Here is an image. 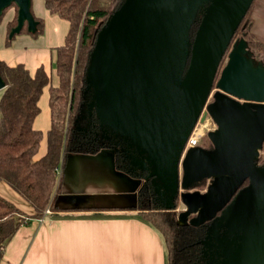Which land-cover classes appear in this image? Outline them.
Returning <instances> with one entry per match:
<instances>
[{
    "label": "water",
    "instance_id": "water-1",
    "mask_svg": "<svg viewBox=\"0 0 264 264\" xmlns=\"http://www.w3.org/2000/svg\"><path fill=\"white\" fill-rule=\"evenodd\" d=\"M253 1L123 0L97 32L85 72L100 127L138 152L126 157L128 171L146 172L143 180H150L162 209L183 204L178 224L223 229L219 264H264V161L257 164L264 148V64L244 38L231 42ZM11 3L17 14L8 37L26 23L34 31L31 0H0V17ZM207 115L215 124L206 133L212 147L195 145L182 155ZM116 153L104 147L66 157L103 167L118 189L109 196L127 200L111 206L135 209L142 181L115 167ZM202 180L204 191L188 190ZM54 207L60 208L57 200Z\"/></svg>",
    "mask_w": 264,
    "mask_h": 264
},
{
    "label": "trees",
    "instance_id": "trees-1",
    "mask_svg": "<svg viewBox=\"0 0 264 264\" xmlns=\"http://www.w3.org/2000/svg\"><path fill=\"white\" fill-rule=\"evenodd\" d=\"M122 2L123 0H43L44 7L51 15H57L69 23L63 44L55 49L54 66L59 80L55 87L50 85L44 67L30 72L22 63L11 66L0 60V76L6 84L0 95V180L32 207V212L26 213L0 196V261L5 242L17 232L19 226L27 224L33 218L42 217L48 206L57 210L54 207V197L60 190L57 174L67 153H96L108 147L104 136L112 140L117 138L111 130L105 131L100 127L94 109L89 106L93 94L91 88L86 87L85 72L97 32ZM252 4L235 29L231 42L235 38H244L253 56L264 64V44L250 30L253 22L250 14ZM11 6L16 12L7 26L6 43L15 35L8 37L12 27L16 25L17 8L11 3L2 13L3 15ZM201 11L197 12L191 25V39L201 19ZM35 20L37 26L34 31H28L26 23L19 33L28 32L33 37L40 35L43 22ZM216 75L217 79L218 72ZM45 87H48L50 127L44 134L32 124L40 113L38 101ZM84 115L89 117V128L85 131L81 128ZM43 140L45 151L38 157L36 154ZM263 160L258 159V162L262 163ZM120 164L125 163L119 154L115 157V167L118 169ZM205 185L206 180H202L195 182L193 187L204 188ZM137 195L135 210H138V216L144 222L159 232L164 242L166 264L197 263L205 226L178 224V200H175L173 209H162L155 199L151 185Z\"/></svg>",
    "mask_w": 264,
    "mask_h": 264
},
{
    "label": "crops",
    "instance_id": "crops-1",
    "mask_svg": "<svg viewBox=\"0 0 264 264\" xmlns=\"http://www.w3.org/2000/svg\"><path fill=\"white\" fill-rule=\"evenodd\" d=\"M30 8L34 19L43 22L42 33L37 37L28 32L17 33L6 43L7 26L15 15L12 8L0 25V60L11 66L22 63L30 72L44 67L50 85L55 87L59 83L54 68L55 49L63 44L69 23L51 15L43 0H31ZM251 15V30L264 44V0H255ZM48 98L45 87L38 101L40 113L32 124L44 134L50 127ZM44 151L45 140L36 155L42 156ZM76 160L65 157L59 168L60 190L54 202L57 200L60 208L53 210L44 222L33 218L19 226L5 242L0 264H166L159 232L144 222L137 210L111 206L127 200L109 196L118 189L106 170ZM0 196L24 212H32L29 202L3 180Z\"/></svg>",
    "mask_w": 264,
    "mask_h": 264
},
{
    "label": "flooded vegetation",
    "instance_id": "flooded-vegetation-1",
    "mask_svg": "<svg viewBox=\"0 0 264 264\" xmlns=\"http://www.w3.org/2000/svg\"><path fill=\"white\" fill-rule=\"evenodd\" d=\"M228 51L226 52V55ZM88 121H89V117L87 115H84L81 120V123H82L81 128L84 131L89 128ZM104 137L106 138L108 147L117 148L118 153H116V156L120 154L122 156V159L125 157L126 161H123L125 164H120V167H118V169L119 170L123 169L124 171H127L132 177L138 176L141 179L142 183L138 188L137 194L140 193L142 189L147 190L148 187L151 185V183H150V180L148 181L143 180L146 175V172L136 173L134 170L128 171L129 166L127 164L126 157L127 156L132 157V156L138 155V152L135 150V148L128 145L129 140L128 139L126 140L124 137H121V136L117 137L116 140H112V138H108V136H104ZM199 145L201 146L202 144H199ZM211 147H212L211 143L208 142L203 148L208 150ZM257 164L262 165L263 162L262 163L258 162ZM180 175H181V169L179 170V176ZM246 184H247V181H245L240 187ZM197 188L198 187L194 186V187L189 188L188 190L190 189L194 190ZM219 214L220 213H217V215ZM210 224H211L210 222H205L204 224H201L205 226L206 231H205L203 238L200 240L202 244L200 245V248H199V252H200V255L198 257L199 260L195 264H219L224 259L223 254H222L223 252H221L218 246L220 241L222 242V237L220 234L222 233L223 229L220 228L219 226L216 228H212L211 226L210 229L208 230V227L210 226ZM216 238H218V240H216Z\"/></svg>",
    "mask_w": 264,
    "mask_h": 264
},
{
    "label": "rangeland",
    "instance_id": "rangeland-1",
    "mask_svg": "<svg viewBox=\"0 0 264 264\" xmlns=\"http://www.w3.org/2000/svg\"><path fill=\"white\" fill-rule=\"evenodd\" d=\"M254 4H255V0L253 1V4H252V8H251V12H252V9H253V7H254ZM14 9L15 10V12H16V9L13 7V6H11L10 8H8L5 12H4V14L2 15V18H1V20H0V25H1V22L4 20V18L8 15V13H9V11H11V9ZM251 12H250V14H251ZM251 30V29H250ZM226 55V54H225ZM255 58H257L256 56H255ZM258 59V58H257ZM226 56L223 58V61L221 62V64H220V66H219V69H218V72H219V70L221 69V67L226 63ZM54 68H55V66H54ZM213 91H214V89H212ZM1 93H2V89H0V95H1ZM208 99L210 100L211 99V95L208 97ZM215 128V124H214V122L212 121V119H210V118H205V121L204 122H200L199 120H198V122L195 124V126L193 127V131H194V133L195 134H197V135H200V144H202L201 145V147H204L208 142L210 143V141H209V139H208V136H207V131L208 130H212V129H214ZM263 158H264V149L262 148L261 150H260V153H259V159L261 160H263ZM206 185H207V181H206ZM206 185H205V187L204 188H197V189H199L200 191H204V189L206 188ZM191 191H193L192 189H190ZM184 206H183V204L181 203V202H179L178 201V204H177V211L178 212H180V210H182V208H183ZM53 211V210H52ZM137 212H138V210H137ZM213 227V226H212ZM214 227H217V226H214ZM213 227V228H214Z\"/></svg>",
    "mask_w": 264,
    "mask_h": 264
},
{
    "label": "built area",
    "instance_id": "built-area-1",
    "mask_svg": "<svg viewBox=\"0 0 264 264\" xmlns=\"http://www.w3.org/2000/svg\"><path fill=\"white\" fill-rule=\"evenodd\" d=\"M207 118H209V116H206ZM200 144V135H197L194 133L193 129L191 131V133L189 134V137L187 138L186 142L184 143V146L182 148V155H184V153L187 151L188 148H191L195 145H199ZM59 171V169H58ZM52 209L48 206L45 210H44V214L42 217L37 218V220L39 222H44L45 219L48 217V215L52 214Z\"/></svg>",
    "mask_w": 264,
    "mask_h": 264
}]
</instances>
